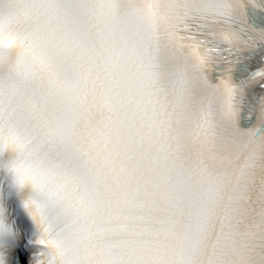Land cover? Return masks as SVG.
<instances>
[{
  "label": "clouds",
  "instance_id": "clouds-1",
  "mask_svg": "<svg viewBox=\"0 0 264 264\" xmlns=\"http://www.w3.org/2000/svg\"><path fill=\"white\" fill-rule=\"evenodd\" d=\"M161 16L162 0H0V264L6 192L45 242L32 264H181L196 220L142 56Z\"/></svg>",
  "mask_w": 264,
  "mask_h": 264
},
{
  "label": "snow or ice",
  "instance_id": "snow-or-ice-1",
  "mask_svg": "<svg viewBox=\"0 0 264 264\" xmlns=\"http://www.w3.org/2000/svg\"><path fill=\"white\" fill-rule=\"evenodd\" d=\"M142 56L171 100L172 192L196 220L181 264H264V0H162Z\"/></svg>",
  "mask_w": 264,
  "mask_h": 264
}]
</instances>
